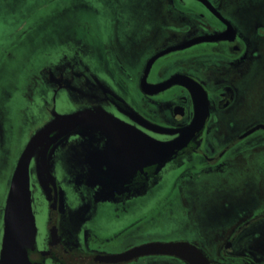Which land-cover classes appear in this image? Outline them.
I'll list each match as a JSON object with an SVG mask.
<instances>
[{
  "label": "flooded vegetation",
  "instance_id": "obj_1",
  "mask_svg": "<svg viewBox=\"0 0 264 264\" xmlns=\"http://www.w3.org/2000/svg\"><path fill=\"white\" fill-rule=\"evenodd\" d=\"M193 1L195 6L164 0L161 28L140 41L135 49L139 53L132 57L133 52L116 49L110 38L103 53L45 52L29 70L27 100L38 98L42 112L26 128L10 172L18 153L35 136L28 181L34 222V206L44 214L41 250L36 222L32 250L40 264H71L69 259L116 254L151 241H187L211 264H264V113L242 121L232 118L242 99V79L256 58L253 39L261 37L263 28L243 20L252 9L244 0ZM220 32L222 39L163 51ZM158 52L164 53L148 62ZM98 65L105 68L104 76ZM173 74L192 79L205 95L196 130L191 122L197 110L187 87L173 83L149 88ZM75 112L72 118L53 122L56 116ZM177 137L184 138V144L162 165L145 161V141ZM243 155L250 160L251 180L241 185L235 182L243 174L234 160ZM46 169L53 184L39 175ZM203 179L209 186L230 185L218 196L190 193L189 187ZM164 180L168 189H179L171 201V196L164 199H169L173 226L189 233L141 240L145 224L154 220L149 213L143 215L147 203L142 199L156 196ZM152 208L156 210L154 206L149 211ZM197 214L212 227L209 237L197 224ZM160 258L185 264L160 254L120 264H159Z\"/></svg>",
  "mask_w": 264,
  "mask_h": 264
},
{
  "label": "rangeland",
  "instance_id": "obj_2",
  "mask_svg": "<svg viewBox=\"0 0 264 264\" xmlns=\"http://www.w3.org/2000/svg\"><path fill=\"white\" fill-rule=\"evenodd\" d=\"M244 2L246 5L249 3L252 9L243 20L255 21L257 27L260 24L263 29L259 30L261 37L253 39L256 58L242 79V99L232 115V118L241 121L264 113V0ZM163 3L164 0H0V234L1 208L10 168L23 142L26 128L33 121L36 122L42 112L38 98L33 95L30 102L27 100L26 94L30 90L25 83L29 70L41 62V54L45 52L51 56L58 51L68 52L72 49L103 53L109 47L110 38L116 49L133 52L129 54L132 57L139 53L135 52L136 45L161 28L165 11ZM185 3L196 5L193 0H185ZM98 67L99 74L104 76L105 68ZM246 156L234 160L238 171L243 174L235 182L239 180L241 185L251 180L247 173L250 160ZM225 185H230V182L209 186L203 179L196 181L189 189L196 196H218L226 189ZM178 191L168 189L164 180L163 186L156 190V196L143 197L142 201L147 205L143 206L142 213H149L154 220L145 224L148 229L141 232L139 239L163 240L176 234L188 235L189 230L179 226L176 228L171 221L172 208L168 203ZM35 195L36 192L34 200L37 202ZM165 195L171 198L164 201ZM154 206L156 210L152 208L149 211V207ZM34 207L37 247L40 251L44 214L38 205ZM196 220L209 237L212 227L204 224L202 214L196 216ZM165 261L177 264L166 258H160L157 262L162 264Z\"/></svg>",
  "mask_w": 264,
  "mask_h": 264
},
{
  "label": "water",
  "instance_id": "obj_3",
  "mask_svg": "<svg viewBox=\"0 0 264 264\" xmlns=\"http://www.w3.org/2000/svg\"><path fill=\"white\" fill-rule=\"evenodd\" d=\"M208 4L206 0H199ZM210 7V6H209ZM224 34L222 32L211 35H201L185 40L180 44L167 47L163 51L169 49H178L189 46L190 44L197 43L203 40H216L222 39ZM164 52H158L151 58ZM173 83H179L187 87L193 106L197 110L195 117L191 122V127L196 130L202 121L203 104L205 102V95L200 87L190 78L181 75L173 74L167 79L149 85L152 90H158L169 86ZM78 113V112H77ZM75 113L67 115L56 116L53 122L61 118H72ZM248 131H245V134ZM243 135V134H242ZM35 136L26 143V145L18 153L14 167L11 169L10 174L6 180V190L2 207V220H1V234H0V264H40L37 261V256L34 249L36 226L34 216L31 209V195L28 181V161L34 151ZM185 142L182 137L166 141H154L147 144L144 142L145 161L156 162L162 165L167 161L171 154H173ZM148 159V160H147ZM40 176L49 178L52 183V177L47 169L42 173L39 170ZM41 185V184H40ZM58 192L61 193L59 190ZM55 208L51 210L48 223V234L52 237ZM53 248V244H51ZM54 249V248H53ZM147 254H160L171 255L181 259L185 264H211L204 255L194 245L187 241H151L133 246L122 252L109 255L89 256L85 258L69 259L68 263L71 264H120L125 261L136 258L139 255Z\"/></svg>",
  "mask_w": 264,
  "mask_h": 264
}]
</instances>
